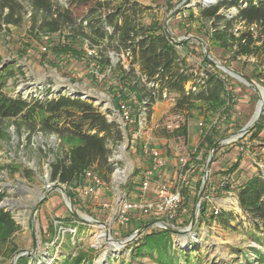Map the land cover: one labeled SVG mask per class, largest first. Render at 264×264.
Returning a JSON list of instances; mask_svg holds the SVG:
<instances>
[{
    "label": "rangeland",
    "instance_id": "1",
    "mask_svg": "<svg viewBox=\"0 0 264 264\" xmlns=\"http://www.w3.org/2000/svg\"><path fill=\"white\" fill-rule=\"evenodd\" d=\"M136 1L145 6L143 22L154 34L169 32L177 38L197 36L206 43L214 60L244 75L254 67L264 72V33L255 44L260 48L259 54L237 55L233 58L234 53L229 48L220 46L206 35L210 22L202 24L199 21L198 12L205 5L204 0ZM18 2L22 6L18 23L2 24L0 28V72L6 68L13 72L12 76L5 78V93L25 99L42 95L45 98L62 94L79 96L92 102L108 119L115 121L123 136L116 144L111 141L108 143V162L112 169L106 173L107 178H103V170L101 172L95 165L88 166L87 169L102 178L104 185L94 194L84 196V171L68 183L50 181L51 163L57 159L68 160L71 149L78 143L75 138L44 129L38 122L29 123L19 118L0 120V192L6 194L0 202V208L10 211L19 225V230L12 235L8 245L0 247V264L10 263L13 250H31L34 241L37 243L36 255H24L28 264H61L63 257L68 255H89L90 259L83 264H95L101 255H104L101 264H159L145 252L134 255L133 244L143 234L157 231L159 227H148L135 240L117 249L109 246L104 234L101 235L104 228L82 218L90 216L110 224V233L114 238L127 237L141 221L148 222L153 218L136 210L129 213L128 223L120 226L113 224L112 213L119 204L118 200L124 197L127 202H137L140 194L138 182L143 170H154L156 179L173 176L179 166V157L189 154L194 173L190 189L183 195L179 208L181 216L177 220L182 222L178 227L184 228L192 216L196 202L194 196L197 198L211 148L204 145L198 149L205 128L210 126L200 111L204 107L194 103L188 110L177 114L173 111L176 94L163 92L150 106H144L147 103L142 101L145 108L141 120L143 128L138 131L137 120L141 114L139 108L126 99L130 96L129 89L118 69H128L127 56L121 54L118 57L109 51L112 65L102 66L93 59L96 48H91L88 41L80 37L71 36L70 27L49 31L41 25L43 13L35 11L30 0ZM56 2L61 5L66 3L65 0ZM236 11V7L223 6L219 13L230 19ZM245 29L247 26L242 22H233L235 36L237 30ZM251 29L256 31L255 35L258 34L257 28ZM186 40L187 44L182 47L184 50L181 48L180 56L184 57L182 50L187 52L185 57L189 71L193 78L200 80L205 69L212 72L214 67L205 65L204 51L197 41ZM88 51H91V55ZM223 77L235 101L227 103L226 112L219 119L216 115H210L215 123L211 137L214 142L220 141L213 154L214 161L211 162L205 185L204 196H207L208 209L204 217H200L198 212L189 233H172V252L179 259V264H186L185 255L191 256L192 264H264V228H256L255 223L242 212L235 191L253 173L261 172L264 176V128L252 139L240 137L224 140L250 121L258 97L251 86L226 73ZM190 86L191 83H187L186 89L189 90ZM119 101L130 105L132 116L137 114V118H134L136 123L134 119L130 123V134L122 129L116 111ZM182 123L186 124L185 140L180 136L174 137L173 130L167 127V124L175 126ZM144 146L158 148L166 158V167L156 169L148 155L143 153ZM127 163L130 164L129 169ZM233 164L235 166L231 172L223 176L228 177L231 191L220 194L218 186L221 175ZM57 183L64 188L66 197L72 198V208L76 214L67 207L63 191L55 188L40 204L32 221L33 210L41 193L47 185L51 187ZM156 184L152 182L142 195L143 199L155 198ZM214 209L218 210L217 214L213 212ZM222 212L223 217L220 216Z\"/></svg>",
    "mask_w": 264,
    "mask_h": 264
},
{
    "label": "trees",
    "instance_id": "2",
    "mask_svg": "<svg viewBox=\"0 0 264 264\" xmlns=\"http://www.w3.org/2000/svg\"><path fill=\"white\" fill-rule=\"evenodd\" d=\"M65 1V5H61L56 0H30L33 9L41 11L44 15L42 27L49 31L70 27L71 36L80 37L88 41L91 48H96L93 59H96L98 64L112 65L108 56L109 51H113L118 57L121 54L127 56L128 69L121 70V67L118 69L129 89L130 96L126 99L130 100L132 95L136 97L135 107L142 106V101L147 103L144 106H150L163 95V92L176 94L173 111L177 114L188 110L194 103H200L204 107L200 111L210 126L205 128L198 149L204 145L210 148L215 141L211 137V134H214L215 123L210 119V115H216L217 119L223 116L227 101L231 97L228 83L223 77L224 73L203 55L205 65L210 64L214 67V71L205 69V76L200 80L193 78L185 57L186 52L183 51L184 57L180 56V52L175 47L178 43L172 41L163 32L154 34L155 32L150 31L151 29L143 22L145 6L136 0ZM223 6L236 7V14L227 19L219 13ZM21 9L18 0H0V28L2 24H17ZM198 17L202 24L210 22L206 35L220 46L229 48L234 53L233 58L237 55L259 54L260 48L255 44L261 40V34L264 33V0H216L204 5L199 10ZM234 21L242 22L247 26L243 31L237 30V36L232 31ZM251 27L257 28V35ZM187 41L180 45L183 47ZM12 75L13 72L8 68L0 72V120L19 118L29 123L38 122L42 128L66 134L78 142L71 149L68 160L57 159L51 163L50 181L68 183L75 175L91 165H95L101 172L103 170L102 176L107 178L106 173L112 169L108 162L110 154L108 143L111 141L112 144H116L123 136L116 122L108 121L105 113L92 102L79 96L62 94L45 98L42 95L43 97L32 96L30 99L11 97L5 93L4 87L5 78ZM245 76L264 86V72L258 71L256 67ZM187 83H191L189 90L186 89ZM205 111L207 114L204 115ZM134 118H137V114L133 116ZM263 128L264 109L260 120L242 138L252 139L258 136ZM186 131V124L182 123L172 133L174 137L180 136L185 140ZM217 148L218 146L214 153ZM234 166L235 164L223 172L221 178L231 172ZM187 189H190L189 186L183 190V195ZM230 189L227 184L219 193H227L231 191ZM205 190L206 187L204 192ZM235 191L242 212L255 223L256 228H264L263 173H253L239 184ZM204 194L200 203V217H204L208 209V201ZM4 196L6 194L0 192V202ZM180 216L178 214L173 220L175 226L182 224L177 222ZM220 216L223 217L224 213L222 212ZM155 220L159 219L151 221ZM144 222L141 221L137 228L145 224ZM18 230L19 225L14 221L11 212L0 208V247L8 245L10 238ZM171 235L172 232L161 228L143 234L133 242L134 255L145 252L159 264H179V259L174 257ZM88 259H90L89 255L75 257L68 255L63 257L61 264H83ZM184 260L186 264H192L191 256L185 255ZM16 264H28V261L21 256Z\"/></svg>",
    "mask_w": 264,
    "mask_h": 264
},
{
    "label": "built area",
    "instance_id": "3",
    "mask_svg": "<svg viewBox=\"0 0 264 264\" xmlns=\"http://www.w3.org/2000/svg\"><path fill=\"white\" fill-rule=\"evenodd\" d=\"M108 31H110V28H108ZM175 47L177 48L178 52H180L182 46L177 44L175 45ZM88 54L91 55V51H88ZM185 54L187 55V52ZM202 76H205L204 73H201V77ZM74 91L76 90L74 89ZM130 100L134 104L137 103L136 97L134 95L130 97ZM234 101L235 98L232 96L228 99L227 103H233ZM144 110V106L139 107L141 117L137 120L138 131L143 128L141 120H143ZM116 111L123 126L122 129L126 134H130L132 130V128H130V123L133 120L130 105H128V103L124 101H119ZM108 121L112 120L108 119ZM179 126L180 124H175V126L167 124V127L171 128L172 130L179 128ZM142 151L152 160L156 169H162L166 167V158L162 155L161 151L158 148L144 146ZM178 161L179 166L175 174L173 176L163 177L162 179H156L155 171L151 168L143 170L140 175L138 184L140 191V194L138 195V201L130 203L127 202V198L124 199L123 197L122 199H119V204L116 206L112 213L113 224L120 226L128 223L130 220L129 213L136 210L140 211L142 214L151 215L153 219H166L167 221L173 220L177 216L180 205L182 204L183 190L190 185L191 176L194 173V166L192 165L191 157L189 156V154L180 156ZM84 178L86 180V184L82 190V194L84 196L94 194L99 188H102V186L104 185V181L102 180V178L99 175L95 174V172L91 169L84 170ZM152 182H157L155 186V198L151 200L143 199L142 195L147 192ZM227 184L228 177L225 176L221 178L220 184L218 186L219 190L222 191V189ZM118 198H120V195L118 196ZM103 206L105 207L107 206V204H103ZM213 212L217 214L218 210L214 209Z\"/></svg>",
    "mask_w": 264,
    "mask_h": 264
},
{
    "label": "water",
    "instance_id": "4",
    "mask_svg": "<svg viewBox=\"0 0 264 264\" xmlns=\"http://www.w3.org/2000/svg\"><path fill=\"white\" fill-rule=\"evenodd\" d=\"M173 15H174V13L171 14L167 18L166 23L168 22L169 19H171L173 17ZM167 36L171 40L177 42L178 44L182 43L186 39H193V40L197 41V43L203 48L204 57L208 61H210L217 68L221 69L224 73L233 76L234 78L238 79L239 81L243 82L244 84H246L248 86H251L255 90V92L257 94V97H258V101H257V105H258L259 101L261 100L260 90H264V88L260 84H258L255 80L245 76L244 74H242V73H240L238 71L233 70L229 66H226V65L214 60L209 54V51H208L206 43L201 38H199L197 36H187V37H183V38H177V37L172 36L169 32H167ZM263 109H264V100L261 101V104H260V107H259L258 111L255 110V112H254L252 118L250 119V121L244 127H242L240 130H238L237 132L233 133L232 135H230L228 137H225L224 140L228 141L230 139L231 140L232 139H238V138L242 137L244 134H246L251 129V127L260 120V118L262 116V113H263ZM219 141L220 140H218L217 142H214L212 144L211 148H210V151H209V154H208V158L206 160L203 176H202L200 189H199L198 194H197L195 207H194V210H193V213H192V216L190 218L189 223L184 228H179L178 226H175V224H173V220L177 218V216L179 214V211H178L177 216L173 220L166 221V222L164 220H155V221L147 222V223L143 224L142 226H140L139 228H137L135 231H133L127 237H124V238H114V237H112L111 233H110V227H109L110 224H108V223H105V222L99 221V220H95V219L91 218L90 216H85L82 219H84L85 221L93 222V223H96V224L102 226L104 228L105 239L107 241L117 242L121 246L122 245H126V244L130 243L131 241L135 240L138 236H140L150 226L159 227L161 229L168 230V231H170L172 233H180V232L189 233L192 230V227L195 224V221H196V218H197V215H198V212H199V207H200V203H201L202 198H203V193H204V188H205V185H206V180L208 178V171H209V168H210V165H211V162H212V157H213V154H214V150H215V148H216V146H217ZM55 188H58V189L63 191L64 198H65V203H66L67 207L69 208L71 213L76 214V212L72 208V200H71V198L69 196L66 197V192H64V188L60 184L57 183V184H52L51 187L49 185H47L45 190H43V192L41 193V195H40V197L38 199V202H37V204H36V206L34 207V210H33L32 221L34 219V215L37 212L40 204L48 196L49 192L52 189H55ZM36 250H37V243H36V241H34L31 250H27V249L16 250L13 253L12 257H11L9 264H15L17 262V260L19 259V257L24 256L26 254L28 256L36 255V252H37Z\"/></svg>",
    "mask_w": 264,
    "mask_h": 264
},
{
    "label": "bare ground",
    "instance_id": "5",
    "mask_svg": "<svg viewBox=\"0 0 264 264\" xmlns=\"http://www.w3.org/2000/svg\"><path fill=\"white\" fill-rule=\"evenodd\" d=\"M214 1L215 0H204V4L206 5V4L212 3ZM260 96H261V100L259 101V103H258V105L256 107V110L257 111H258V109L260 107L261 101L264 100V90H260ZM127 167L129 169L130 168V164L127 163ZM101 228H103V227L101 226ZM103 234H104V229L102 230V234L101 235H103ZM107 242H108V245L109 246H113L114 248H117V249L121 246L119 243L114 242V241H107ZM103 256L104 255H101L100 258L98 260H96L95 264H101V261L103 259Z\"/></svg>",
    "mask_w": 264,
    "mask_h": 264
},
{
    "label": "crops",
    "instance_id": "6",
    "mask_svg": "<svg viewBox=\"0 0 264 264\" xmlns=\"http://www.w3.org/2000/svg\"><path fill=\"white\" fill-rule=\"evenodd\" d=\"M176 170H177V169H176ZM176 170H175V172H176ZM175 172H174V174H175ZM174 174H173V175H174Z\"/></svg>",
    "mask_w": 264,
    "mask_h": 264
}]
</instances>
